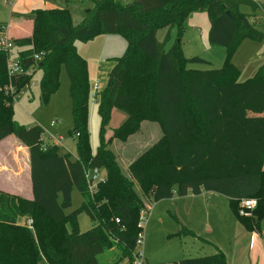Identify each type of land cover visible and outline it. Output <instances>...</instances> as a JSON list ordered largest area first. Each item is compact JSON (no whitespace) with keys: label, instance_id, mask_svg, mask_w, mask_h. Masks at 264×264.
<instances>
[{"label":"trees","instance_id":"obj_1","mask_svg":"<svg viewBox=\"0 0 264 264\" xmlns=\"http://www.w3.org/2000/svg\"><path fill=\"white\" fill-rule=\"evenodd\" d=\"M93 3L77 24L68 8L35 9L29 14L34 21L32 35L13 40V49L24 67L35 64L42 69L45 98L57 88L60 70L66 68L74 115L70 133L77 139V158L63 152L60 145L45 142L41 125H24L14 120L11 93L4 87L11 84L12 94H17L30 85L35 72L9 77L7 54L0 49V141L15 135L29 148L33 192V198L27 199L0 190V264H69L70 245L95 236L105 250L119 251L109 262L96 264H118L123 258H128L129 264H137V240L143 231L139 218L146 209L143 196L159 201L175 194L216 192L229 198L233 213L247 229L260 230L264 219V116L224 118L221 112L222 88L237 85L233 89L240 86L243 92L258 85L264 88V63L253 77L241 82L240 72L231 62V52L238 41L264 38L252 15L240 11L242 4L255 9L258 2ZM197 11L206 12L210 18V43L229 49L221 68L188 66L207 62L200 56L187 57L177 39L190 15ZM1 27L0 23V31ZM165 27L168 31L160 41L158 30ZM173 29L179 31L175 40L169 34ZM101 34L123 36L127 49L116 58L107 84L99 92L100 144L93 153L88 130V64L76 41L87 42ZM36 54L41 55L39 61ZM232 90L224 88L223 92ZM113 109L124 112L127 119L107 137ZM146 120L158 122L162 135L130 164L129 178L110 143L115 138L125 141ZM91 167H101L107 173V181L92 195L85 178V169ZM74 187L83 201L79 208L67 212L72 206ZM253 197L258 199L257 207L251 215H241L240 200ZM81 212L93 222L84 232L79 224ZM23 217L24 224L20 222ZM179 233L198 237L185 227ZM173 264L228 262L225 254L217 250Z\"/></svg>","mask_w":264,"mask_h":264},{"label":"rangeland","instance_id":"obj_2","mask_svg":"<svg viewBox=\"0 0 264 264\" xmlns=\"http://www.w3.org/2000/svg\"><path fill=\"white\" fill-rule=\"evenodd\" d=\"M130 3L133 0H122ZM260 3L263 0H254ZM14 0H0V22H9L11 7ZM55 6L68 8L75 13V16L86 15V11L93 7V0H50ZM240 11L245 14H251L256 20L259 29L264 32V12L259 7L253 8L250 4H242ZM73 17V16H72ZM74 20V19H73ZM211 22L206 12H193L188 21L187 26L182 34L177 38L178 30L170 31L171 39L176 38L181 42L184 54L188 57L200 56L205 59V63H189V67L197 69L221 68L229 54V49L211 44L209 41V30ZM168 27L160 28L157 37L162 41ZM76 45L79 53L87 60L89 72V112H88V130L90 135V145L93 153H96L100 144L101 131V115L99 113L98 96L100 91L96 92L95 85H101L104 88L108 81V74L116 63V58L122 56L127 49V40L119 34H101L90 41L77 40ZM12 56H16V49H13ZM231 62L238 68L240 75L238 81L244 82L253 77L257 69L264 63V38L262 40H254L244 38L236 43L231 52ZM43 71L36 68V71L28 86L22 88L17 94H10L12 105L14 108V120L24 125H41L44 130L45 142L55 144L59 142L63 152H69L72 158H77V139L72 136L70 131L74 128V115L72 110V98L70 94V78L65 67H62L58 76V86L52 90L48 98L43 96L42 90ZM6 89V85L4 87ZM256 89V90H255ZM264 92V88L260 85L249 88L245 92ZM6 91V90H5ZM228 92H239L233 89ZM6 94V93H5ZM14 95H16L14 97ZM122 112V111H121ZM115 114L107 128L106 136H110L113 128L119 127ZM142 129L130 135L125 141L113 139L110 148L116 154L119 164L122 166L123 172L132 178L129 170L130 164L154 141L150 135L155 136L156 130L151 129L152 126L162 133L160 125L157 122L145 121ZM118 125V126H116ZM109 133V135H108ZM145 136H144V135ZM136 136L135 143L126 145L129 138ZM143 135V136H142ZM148 137V138H147ZM145 139L143 142L141 140ZM141 143V144H140ZM137 144V145H135ZM1 157V155H0ZM2 158V157H1ZM22 168V159H20ZM137 188L139 189L138 185ZM5 192V191H3ZM14 195L22 196L23 194ZM176 198H166L159 201L151 200L143 196L144 204H146V218L141 221L143 225L142 243L137 245L136 252H142L141 259L144 264H173L185 258L199 257L213 253V246L203 243L198 237L180 234L183 227L189 230H195L198 235L204 238H212L217 234L219 226L225 229L221 237L223 245L229 243L232 235V218L230 216V207L228 198L225 195L215 197L209 201L206 206L198 199L184 198L180 199L177 194ZM23 197V196H22ZM195 200V201H192ZM227 204H226V201ZM83 197L77 187L73 188L72 206L67 210L71 212L80 207ZM194 208L196 214L190 213L186 203ZM208 206L211 210H208ZM210 214L209 226L204 224L207 213ZM191 214L193 216H191ZM141 215V213H140ZM20 222L24 224L26 219L20 218ZM140 222V218H139ZM92 219L85 212L79 214V224L81 230L87 231L92 226ZM212 231V232H211ZM119 251L106 250L100 257V261L109 262L114 256H118ZM118 264H129L128 258H123Z\"/></svg>","mask_w":264,"mask_h":264},{"label":"crops","instance_id":"obj_3","mask_svg":"<svg viewBox=\"0 0 264 264\" xmlns=\"http://www.w3.org/2000/svg\"><path fill=\"white\" fill-rule=\"evenodd\" d=\"M54 4L51 3L50 0H14L11 7V14L9 15V22H0L2 24L0 39L2 37H8L14 40L18 38L30 37L33 33L34 21L29 17V14L38 8H65L62 6H55ZM72 16L74 23L77 24L84 19L85 14L84 16H75V13L72 12ZM235 87H237V85L227 86L224 88H230L232 90ZM224 88H222L223 95L221 99V112L224 118L236 115L264 116V92H243L242 89H240V86L236 89L239 90V92H223ZM115 114L117 115V124H122L127 119V115L118 109H113L112 117ZM144 122L145 121L141 123V129ZM151 129L156 130V134L155 136L151 134L149 138H151V136L153 138L155 137L154 141H157L161 137L162 133L158 132V130L152 126H149L148 132H150ZM111 135L112 133L110 136ZM144 140L145 139L141 140V142ZM135 141L136 136L134 135L129 138L126 145H131L132 143H135ZM57 143L58 142H56V144ZM0 155L2 157H0V190L15 194L19 193L20 195L23 194V197L32 199L33 192L29 148L23 145L15 137V135H9L0 141ZM20 159H22L21 169ZM213 195H215V197L221 196V194L216 192L204 191L197 195L189 193L185 196L178 197H180L179 201L184 198L198 199L196 201H201L206 206L209 201L214 199ZM172 198L174 199L176 196L174 195ZM186 204L188 206V210H191L190 213L196 214L194 208H191L188 203ZM228 205L230 207L229 198L227 207ZM207 209L211 210V207L208 206ZM192 214L191 216H193ZM230 216L232 218V235L230 236L229 243L226 247L223 245V239L221 237V234L223 235L225 232L224 226H219V232L214 235L215 237L209 239L198 235L195 230H193V232L200 240H204L203 243H208L213 246V253H216L217 250L222 251L226 256L228 264H264V219L261 222L260 230L252 231L247 229L237 219L231 207ZM208 221H210L209 212L207 213L206 221L204 223L209 226V223H207ZM69 252V264H96L100 261V257L106 252V250L95 236L89 241L71 244Z\"/></svg>","mask_w":264,"mask_h":264},{"label":"built area","instance_id":"obj_4","mask_svg":"<svg viewBox=\"0 0 264 264\" xmlns=\"http://www.w3.org/2000/svg\"><path fill=\"white\" fill-rule=\"evenodd\" d=\"M258 2V1H257ZM260 10L264 12V0L262 3L258 2ZM256 21L254 18L252 19ZM14 48V41L11 38L8 37H2L0 39V49L4 51L7 54V73L9 77L12 76H18L20 74H33L36 70V65L33 64L32 66L26 68L22 64L21 60L18 58V56H12V50ZM35 58L37 61L40 60L41 55L36 54ZM95 91L98 92L102 89L101 85H95L94 87ZM6 91L13 93L14 88L11 84L6 86ZM99 93V92H98ZM15 97V96H14ZM45 140V138H44ZM59 143V142H58ZM57 143V144H58ZM85 178L88 184L89 192L94 194L99 185L102 183H105L107 181V173L106 171L101 167H91L85 169ZM108 200H105L107 202ZM258 205V199L257 198H243L240 200L238 206H239V213L243 216H249L252 214V211L257 207ZM147 210H142L140 215V222L139 226L143 229V225L141 223L142 220L146 218ZM116 221H119V218L116 219ZM142 243V233L139 235V239L137 240V244ZM140 257L137 259V264H142V252H140Z\"/></svg>","mask_w":264,"mask_h":264}]
</instances>
